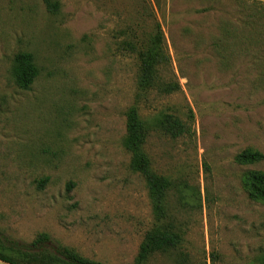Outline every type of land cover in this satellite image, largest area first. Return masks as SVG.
Masks as SVG:
<instances>
[{"label": "rangeland", "instance_id": "rangeland-1", "mask_svg": "<svg viewBox=\"0 0 264 264\" xmlns=\"http://www.w3.org/2000/svg\"><path fill=\"white\" fill-rule=\"evenodd\" d=\"M58 1L53 15L44 0H0V232L22 244L48 233L89 260L135 264L155 221L123 146L138 62L120 43L159 22L171 56L162 75L181 90L153 91L138 107L147 120L174 114L190 131H155L146 145L154 170L180 185L169 203L183 230L177 249L147 264H261L264 203L250 198L243 178L264 172V161L241 166L236 158L264 154V26L222 32L242 29L253 5ZM20 52L41 71L30 91L12 79Z\"/></svg>", "mask_w": 264, "mask_h": 264}, {"label": "trees", "instance_id": "trees-1", "mask_svg": "<svg viewBox=\"0 0 264 264\" xmlns=\"http://www.w3.org/2000/svg\"><path fill=\"white\" fill-rule=\"evenodd\" d=\"M251 4L255 8L242 13L240 21L242 29L234 31L223 29L225 36L244 35L247 29L264 26V9L261 4L247 0H237ZM49 13L58 15L61 3L58 0H44ZM139 30L120 43V49L127 55L134 56L138 62L136 104L126 112V135L123 146L130 155V169L139 174L145 181L150 198L154 227L149 230L140 245L135 264H147L156 254H165L177 249L183 242L181 223L171 212L169 200L174 191H180V185L172 178L157 173L153 168L146 145L152 133L159 131L177 138L190 131L174 114L160 113L151 120L144 119L138 107L148 94L158 91L163 95H171L181 90L179 82L165 81L162 75L164 68L171 63L167 40L162 26L156 22L153 30L140 36ZM141 31V30H140ZM244 31V32H243ZM11 75L16 86L23 91H30L41 75L35 57L30 52L17 53L13 60ZM264 161V154L247 149L239 154L236 162L241 166H250ZM46 180H43L44 183ZM243 186L250 198L264 203V172L250 171L244 175ZM0 261L4 264H101L80 255L76 250L54 241L48 233H40L29 244L11 241L0 232ZM264 264V255L261 259Z\"/></svg>", "mask_w": 264, "mask_h": 264}, {"label": "crops", "instance_id": "crops-1", "mask_svg": "<svg viewBox=\"0 0 264 264\" xmlns=\"http://www.w3.org/2000/svg\"><path fill=\"white\" fill-rule=\"evenodd\" d=\"M249 2H252V3H258V4H261V6L263 7L264 9V0H247ZM0 264H4L2 261H0Z\"/></svg>", "mask_w": 264, "mask_h": 264}]
</instances>
